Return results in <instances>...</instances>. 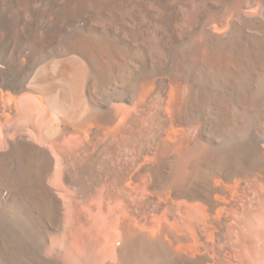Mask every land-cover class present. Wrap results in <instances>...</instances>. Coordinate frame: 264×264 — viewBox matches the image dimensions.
Returning a JSON list of instances; mask_svg holds the SVG:
<instances>
[{
	"label": "bare ground",
	"instance_id": "bare-ground-1",
	"mask_svg": "<svg viewBox=\"0 0 264 264\" xmlns=\"http://www.w3.org/2000/svg\"><path fill=\"white\" fill-rule=\"evenodd\" d=\"M0 264H264V0H0Z\"/></svg>",
	"mask_w": 264,
	"mask_h": 264
}]
</instances>
